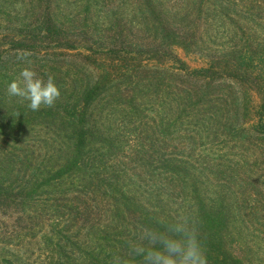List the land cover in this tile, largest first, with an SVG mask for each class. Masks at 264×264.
Wrapping results in <instances>:
<instances>
[{
  "label": "rangeland",
  "instance_id": "1",
  "mask_svg": "<svg viewBox=\"0 0 264 264\" xmlns=\"http://www.w3.org/2000/svg\"><path fill=\"white\" fill-rule=\"evenodd\" d=\"M129 14V0H0V264H140L130 245L177 219L213 252L207 264L228 251L264 264V137H234L264 102V76L254 75L264 69L262 30L231 36L208 10L196 22L172 16L169 28L157 14L135 23ZM114 44L126 58L113 75L123 77L83 106L82 87L119 58ZM128 64L136 69L126 74ZM25 67L54 78L52 106L33 111L8 96ZM186 91L206 101L200 110L179 105Z\"/></svg>",
  "mask_w": 264,
  "mask_h": 264
},
{
  "label": "trees",
  "instance_id": "2",
  "mask_svg": "<svg viewBox=\"0 0 264 264\" xmlns=\"http://www.w3.org/2000/svg\"><path fill=\"white\" fill-rule=\"evenodd\" d=\"M130 2V16L132 14V19H129L130 23H135L136 20L134 19H141L144 21L151 20V18L154 15H158L161 17V19L164 18V22H166L167 19V24H164L165 26L173 27L171 26V20L172 16H180L182 20L186 19H191V14L195 16V21H197L198 18H201L203 11L208 10L209 14L211 17L217 21L223 22L226 26L227 33H229L231 36L236 35L241 31L243 33H246L249 29H253L254 31L257 30L259 27V30H262L261 33L264 34V0H184L182 4L177 3V2H170V0H129ZM136 16L138 18H136ZM166 17V18H165ZM198 17V18H197ZM208 20V18H207ZM143 22V21H142ZM178 28L180 29V22H177L173 20L172 21ZM200 22V21H199ZM143 24V23H142ZM192 27V26H191ZM195 27V25H194ZM199 29V28H198ZM181 30V29H180ZM181 33V32H179ZM182 34H177V32H174V38L172 40V43L179 45H184L187 49L188 43H190V40H187ZM108 37V36H105ZM183 40V41H182ZM182 41V42H181ZM184 43V44H183ZM114 46L112 48H107L110 50V53H115L118 52L119 58L117 60H114L115 62H109L105 64V66L102 68L100 74L96 76V81L91 83V84H86L82 87V90L84 92V95H81L83 97V100L86 102L83 106L89 105L93 100H95L97 97H101V94L99 93L101 89H105L107 87V83H109L112 79L118 78V77H123L120 75H113V69L115 65H119L122 61L123 58H126L122 54L123 50L120 49L119 47ZM250 46V45H249ZM86 47V46H85ZM84 47V48H85ZM251 46L249 47V49ZM19 50V48H16ZM93 50L92 47H89L88 50ZM23 50V48H21ZM243 50V49H242ZM244 51V59L243 62H253L254 57L248 53L247 51ZM239 51H236L232 53V55L238 57ZM96 61V60H95ZM262 63V67H264V58L260 60ZM130 67L127 68V66H124V70H122L124 73L132 72V70L136 69V65L131 66V64H128ZM250 65V64H249ZM122 67V66H120ZM141 67V65H139ZM217 67H220V64H218ZM127 69L129 71L127 72ZM244 71H247L246 69ZM204 72H209L207 69H197L193 73L198 74V73H204ZM242 75H246L243 71ZM215 73V71H214ZM255 77H257L259 80H262V76H264V69L260 73L254 74ZM127 76V75H126ZM246 76H249L247 73ZM116 78V80H117ZM209 82V81H208ZM106 83V84H104ZM211 83V82H210ZM104 84V86H102ZM105 87V88H104ZM139 89V87L137 88ZM206 96V95H205ZM186 97L190 98V101L186 99ZM196 92H188L186 91V94H182L179 92L177 94V101L179 102V105L183 103L184 101V107L190 109L191 111L194 110H200V108L203 106V103L206 102H200L199 100L196 102H192L197 98ZM98 98V99H99ZM262 99V97H261ZM185 101L188 102L189 105L185 103ZM96 102V101H95ZM94 102V103H95ZM93 103V104H94ZM81 106L80 108V113H84L85 107ZM80 107V106H79ZM218 107V105H216ZM90 109L87 110L89 112ZM86 112V113H87ZM88 114V113H87ZM90 114V112H89ZM257 121L254 123V125L250 126V128H247L245 126H242L243 124H239L236 128H234L236 132V135L234 134V137H236V140L238 138L240 139L238 142L246 143L249 141L251 137H248L247 135H252V130L254 129V132H256L257 135H260L264 137V102H262V105L260 107V110L257 115H255ZM241 126V127H240ZM81 129V132H83L82 138L84 140H87V133L88 130H86L83 127V124ZM240 127V128H239ZM99 131L100 128L93 129V131ZM251 130V131H250ZM234 131V133H235ZM246 134V135H245ZM238 137V138H237ZM81 140L79 143L76 144L77 150L80 151V147L82 144ZM87 145L84 148L86 149ZM36 152V151H35ZM20 161L25 162L26 159H28V156H20ZM82 166H88L92 167L94 166V163L91 161L84 162V160L81 161ZM95 167V166H94ZM202 211V210H201ZM214 238H204L202 240H205L206 242L212 241L213 245H220V242L217 240H213ZM203 248L205 250L206 256L210 255L213 252H210L204 244ZM229 252V251H228ZM226 252L222 256L218 253L216 261L218 263H227V258L228 254L231 256L229 260L233 262V264H244L241 258H235L233 254ZM220 255V256H219ZM220 261V262H219Z\"/></svg>",
  "mask_w": 264,
  "mask_h": 264
},
{
  "label": "clouds",
  "instance_id": "3",
  "mask_svg": "<svg viewBox=\"0 0 264 264\" xmlns=\"http://www.w3.org/2000/svg\"><path fill=\"white\" fill-rule=\"evenodd\" d=\"M19 76L8 84V96L27 101L33 111L52 106L61 95L52 76L45 80L31 67L23 68ZM130 253L140 264H207L198 235L182 219L161 220L158 226L143 230L138 241L130 245ZM116 264H131V260L118 259Z\"/></svg>",
  "mask_w": 264,
  "mask_h": 264
}]
</instances>
